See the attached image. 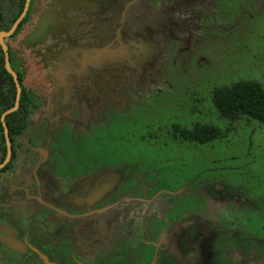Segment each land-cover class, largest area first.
Masks as SVG:
<instances>
[{"label":"rangeland","instance_id":"obj_1","mask_svg":"<svg viewBox=\"0 0 264 264\" xmlns=\"http://www.w3.org/2000/svg\"><path fill=\"white\" fill-rule=\"evenodd\" d=\"M43 7L45 24L23 44L31 52L27 82L33 87L45 93L55 85L66 100L78 94L72 80L79 75L81 56L93 57L100 71L110 70V84L139 78L137 86L112 88L120 102H110L106 118L97 113L95 124L101 125L92 128L90 112L67 116L73 118L70 126L53 142L63 184L73 175L69 162H78V171L89 169L95 158L110 169L126 166L122 177L132 179L130 189L139 187L146 207L158 201L173 211L171 219L205 212L233 235L222 240L218 264H264V125L247 117L223 118L213 98L216 89L240 81H255L264 89V0H138L127 13L132 23L140 18L137 35L126 37L120 25L114 50L97 47L96 53L89 52L91 27L82 37L87 52H81L79 33L74 28L68 33L65 26L89 23L95 13L74 0H47ZM46 65L53 72L47 73ZM85 75L88 82L93 77ZM199 124L220 128L222 136L197 143L167 132L175 125L191 130ZM208 225L187 217L173 226V242L166 243L137 231L126 242L109 235L89 249L68 246L67 262L57 263L191 264L186 253L194 246L196 264H211L221 249L212 247Z\"/></svg>","mask_w":264,"mask_h":264},{"label":"flooded vegetation","instance_id":"obj_2","mask_svg":"<svg viewBox=\"0 0 264 264\" xmlns=\"http://www.w3.org/2000/svg\"><path fill=\"white\" fill-rule=\"evenodd\" d=\"M31 1L25 16L29 11ZM46 1H39L40 13L37 15L31 29H26L17 40L11 38L25 18L24 16L13 33L3 37V42L8 48L9 60V50L12 48L18 51L25 61L27 74L24 84L36 91L35 97L38 98L39 103H37V110L30 115L31 121L25 133L16 137L14 141H12L9 133L11 157L0 168V264H12L13 262L20 264L19 262L26 263L33 260H40L44 264H58L57 261L66 263L68 246L76 249H89L92 242L101 243L109 235L110 237H121L126 242L136 231L144 233V236L154 237L157 242L163 241L166 243L168 239L173 242L170 238L173 226L181 220L185 221L187 217L201 219L207 224H212L208 225L209 228L213 229L214 234L211 245L212 247H214L213 245H219L221 253L213 254L212 256H215V258L211 256L213 258L211 264H218L217 262L224 254L222 240L224 238L230 240L233 235L219 226L217 219H209L205 212H196L191 215H186V213L184 215L182 212V216L171 219L170 215L173 211L170 212L168 208L165 209L158 201H150L151 203H148L149 206L146 207L147 200L141 195L139 187L130 189V186H135L134 182L130 184L132 179L128 180L125 176L122 177V170H126V166L118 170L111 168V170L110 165L99 166V161L95 158L89 169L78 171V162H69L67 163L68 172H72L73 175L70 181L64 183L66 187L64 186V175L58 172V158H53L56 152L53 143L55 142V134L64 130L67 125L70 126V122L79 112L92 113L94 122L91 125L92 128L101 125V123L95 124L99 120L97 113L99 112V115H102L104 112L106 118L110 102H120L112 88L119 91L123 85L132 84V82L137 86L139 78L138 81L137 78L136 80L132 77L125 78L124 81L119 80L115 85L110 84V70L100 71L97 69L93 57L87 60L86 56L84 58L81 56L79 75L73 76L72 80L73 84L76 85L78 94L73 93L67 100L61 89L55 85L50 86L47 92L42 93L38 88L29 84L27 77L33 63L31 52L23 44H25V38L39 31L41 26L45 24L47 18L44 17L43 5ZM137 1L74 0L77 5L81 6V9L86 8L95 13L88 18L89 23H82L81 21L77 28L72 24H65L68 33L72 28H74L75 33H79L76 35L80 37L76 40L78 51L87 52L84 48L86 49L88 45L84 44L86 41L83 42L82 37L84 31L89 27H91V32L87 33V37L90 38L88 41L91 47L90 53H93V51L96 53L97 47L106 46L109 50H114V39L116 36H122L121 33H125L128 38H134L138 33L136 27L138 22L140 23V18L136 15L134 17L135 22L132 23L129 16L127 17V13ZM26 2L27 0H25L21 14L14 21L11 28L1 30L0 36L2 33L11 31L16 21L23 14ZM98 6H104L101 12L95 11ZM117 11H119V16L115 19ZM81 17L83 16L81 15ZM120 25L123 26L121 33L120 31L115 32L116 27L118 29ZM0 47L4 54L5 70L12 76L16 88L14 105L6 109L0 118L6 145L5 158L0 163L2 165L8 155L2 116L15 106L17 87L13 75L6 68V54L1 43ZM10 67L14 71L11 60ZM48 67L46 65V72H53ZM85 72L93 76L89 82L85 78ZM14 73L17 75L15 71ZM17 79L19 81L18 75ZM86 83H89V85H86ZM20 86L19 106L14 112L19 110L21 103V83ZM1 87L2 80L0 78ZM68 115L73 116V118L67 119ZM200 125L210 124H199L198 126ZM195 127L197 126L188 130L175 125L167 132L174 138L185 140L180 136L178 130L192 131ZM133 177L134 175H132ZM112 217H116L117 220L110 222L109 219ZM7 246L13 248L14 251L7 250ZM171 246L168 245L169 248ZM173 251L175 254V249ZM186 254H188L186 262L196 264V248L194 246L189 247ZM50 259L56 262L54 263Z\"/></svg>","mask_w":264,"mask_h":264},{"label":"trees","instance_id":"obj_3","mask_svg":"<svg viewBox=\"0 0 264 264\" xmlns=\"http://www.w3.org/2000/svg\"><path fill=\"white\" fill-rule=\"evenodd\" d=\"M40 0H32L29 11L22 20L15 34L11 37L17 40L26 29L33 27L37 15L40 13ZM25 0H0V31L8 30L21 14ZM118 10V8H117ZM115 14V19L119 16ZM10 60L14 71L22 84V96L19 110L6 117L9 133L12 141L22 136L31 121L30 115L37 110L39 100L36 91L24 84L27 74L25 61L18 51L10 48ZM0 118L2 113L14 105L16 88L12 76L5 70L4 54L0 47ZM214 104L219 113L227 119L237 120L239 117H247L264 125V89L255 81H240L227 88L214 91ZM180 136L188 141L206 143L222 136L221 129L213 125H200L192 131L179 129ZM6 145L3 127L0 120V163L5 158Z\"/></svg>","mask_w":264,"mask_h":264},{"label":"water","instance_id":"obj_4","mask_svg":"<svg viewBox=\"0 0 264 264\" xmlns=\"http://www.w3.org/2000/svg\"><path fill=\"white\" fill-rule=\"evenodd\" d=\"M29 2H30V0H27L23 14L16 21V23L14 24L13 28L11 29V31L8 32V33H2L1 36H0L1 46L3 47V50H4L5 54H6V68L13 75V77L15 79V82H16V87H17V99H16L15 106L12 109L6 111L3 114V116H2V123H3L4 128H5V135H6L7 146H8V155H7V159L4 162V164L0 165V168H2L9 161V159L11 157V141H10V137H9L8 127H7V124L5 122V117H6V115H8V114L14 112L15 110H17V108L19 106L20 95H21V86H20V83H19V81L17 79V75L14 73V71L10 67V60H9L8 48H7V46L3 42V37L12 34L13 31L16 29L17 25L19 24V22L22 20V18L25 16V14L27 12V9H28V6H29Z\"/></svg>","mask_w":264,"mask_h":264}]
</instances>
